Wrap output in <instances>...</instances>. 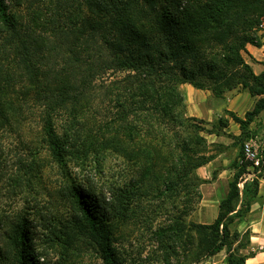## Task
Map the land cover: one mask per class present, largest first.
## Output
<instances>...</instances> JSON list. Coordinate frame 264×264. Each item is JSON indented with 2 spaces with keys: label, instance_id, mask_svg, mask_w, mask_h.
Instances as JSON below:
<instances>
[{
  "label": "trees",
  "instance_id": "1",
  "mask_svg": "<svg viewBox=\"0 0 264 264\" xmlns=\"http://www.w3.org/2000/svg\"><path fill=\"white\" fill-rule=\"evenodd\" d=\"M40 1L0 0V131L20 122L19 102L32 100L43 107V138L58 163L87 159L103 144L137 158L142 148L129 128L137 130L131 117L142 112L170 131L180 149L164 181L177 196L189 191L185 188L197 178L195 170L212 158L198 151L203 137L190 133L199 125H189L190 117L177 111L184 105L179 86L188 82L217 97L236 88L247 90L256 100L244 117L227 110L240 126L234 136L239 151L217 217L201 223L176 215L165 231L172 242L165 264H199L223 249L226 264H246L253 254L243 251L250 246L251 231L241 236L231 224L252 203L249 198L240 203L239 184L253 165L244 144L257 134L252 124L264 113V71L255 73L243 53L248 43L260 45L251 31L264 17V0H51L42 13L36 7ZM16 82L26 84L17 90ZM97 96L114 100L115 119L127 134L100 141L80 120L58 131L54 118L59 112L71 109L77 118ZM259 159L255 195L264 171V145ZM18 163L27 166L23 156ZM11 178L18 183L15 175ZM73 183L66 186L78 213L71 223L50 227L47 246L69 255L87 237L98 246L104 264H125L115 234L131 203L124 202L130 192L124 189L119 198L107 201L91 185ZM34 235L25 216H0V264H56L36 246Z\"/></svg>",
  "mask_w": 264,
  "mask_h": 264
},
{
  "label": "rangeland",
  "instance_id": "2",
  "mask_svg": "<svg viewBox=\"0 0 264 264\" xmlns=\"http://www.w3.org/2000/svg\"><path fill=\"white\" fill-rule=\"evenodd\" d=\"M36 5L42 13L52 6V1L41 0ZM263 22L264 17L260 18V22L251 31V35L259 43L262 42ZM221 51V47L216 48L217 53ZM243 54L245 59L250 58L248 50ZM11 57L13 55L9 54L8 59H12ZM25 84L16 82L15 87L20 90ZM179 89L184 96V105L178 106L177 111L184 117H190L189 125H199L196 128L189 126L190 133L194 130L192 134L198 133L203 137L202 144L198 146L199 153L212 156L209 162L195 170L197 178L185 188L189 191H182L176 196L175 192L166 189L164 181L172 170L180 149L173 134L164 129L155 117L142 112L131 117L137 130L129 128V132L137 147L142 148L138 151L137 158L132 154L114 150L112 145L103 144L98 146L97 151H92L87 159L72 158L60 164L43 138V107L28 100L19 102L20 122H13L0 131V216H25L33 225L36 246L49 253L46 257L51 262L104 264L98 246L87 237L77 241L69 255H61L59 250L47 246V235L50 234L52 225L62 227L65 223H71L73 216L78 213L72 198L68 196L66 185L70 182L91 185L107 201L119 198V193L125 189L127 193L130 192V200L124 198V202L131 203L123 212L125 216L118 222L115 234L117 251L125 264H165L168 245H172L170 238L166 236L169 235V232H165L167 227L172 224L176 215H182L188 222L204 223V213L209 215L214 206L207 205L204 210V196L215 194L221 199L226 196L234 174L231 163L239 151L234 142V134L228 132L231 129V117L227 113L229 109L225 108L220 113L213 114L210 120L204 115V88H197L186 82ZM233 90L247 91L243 88ZM209 91L212 98L207 103L215 108L227 99L232 90L226 91L222 97ZM113 104L114 100L97 96L90 105L82 108L77 118L71 115V109L61 111L54 118L56 128L62 133L72 120H80L100 141L117 133L125 135L127 130L119 126L115 119ZM80 122H76V125ZM253 127L257 131L253 136L254 147L260 149L264 145V115L255 120ZM212 130H218L220 134L211 133ZM184 133L188 134V131L184 130ZM249 140L250 138L246 141ZM19 156L27 160V166L20 167ZM248 169L249 173L239 184L242 194L240 203L249 198L252 201L251 206L256 203L257 211L262 207L264 210V187L261 193L259 191L255 195L254 192V178H257L260 171L253 165ZM14 175L18 178V183L11 178ZM262 177L258 179L259 190L260 184L264 183ZM245 185H249V188L246 189ZM248 212L231 224L232 231H239L241 236L246 230L251 231L252 236L246 218ZM243 251L253 252L249 247ZM171 260L175 262L176 258L171 256ZM199 264H204V260Z\"/></svg>",
  "mask_w": 264,
  "mask_h": 264
},
{
  "label": "crops",
  "instance_id": "3",
  "mask_svg": "<svg viewBox=\"0 0 264 264\" xmlns=\"http://www.w3.org/2000/svg\"><path fill=\"white\" fill-rule=\"evenodd\" d=\"M260 45L248 44L247 50L249 51L250 58L246 59L252 66L255 73L259 74L264 71V30L261 36ZM211 92L204 89V115L208 116L211 120L212 115L220 113L225 108L234 111L237 115L244 117L245 112L251 109L255 103L256 98L251 96L248 91H237L232 90L228 93V97L225 101L220 103V106L212 108L207 101L211 100ZM216 102V101H215ZM217 103V102H216ZM218 104V103H217ZM264 113L260 115L263 116ZM230 131L235 135L240 134V126L232 118L229 121ZM255 122H253V125ZM264 172V171H263ZM264 180V175H263ZM264 183L260 184V193ZM220 196L215 194L204 196V210L207 205L213 204L211 213L206 215L204 213V223H211L215 220L219 212V202ZM256 204V203H255ZM255 204L251 206L246 218L249 222V227L252 230L251 243L249 248L253 250L251 254L246 259V264H264V210L263 207L257 211ZM205 212V211H204ZM227 252L225 249L221 250L217 254L204 260V264H226Z\"/></svg>",
  "mask_w": 264,
  "mask_h": 264
},
{
  "label": "built area",
  "instance_id": "4",
  "mask_svg": "<svg viewBox=\"0 0 264 264\" xmlns=\"http://www.w3.org/2000/svg\"><path fill=\"white\" fill-rule=\"evenodd\" d=\"M261 26H264V22L261 24ZM255 144V140L254 138H250L249 141H246L244 144V150L246 153V156L248 159H250L251 161H253V166H259V149L254 147Z\"/></svg>",
  "mask_w": 264,
  "mask_h": 264
}]
</instances>
